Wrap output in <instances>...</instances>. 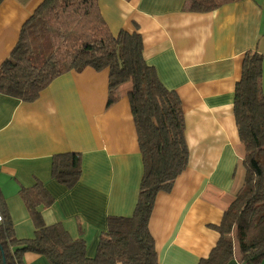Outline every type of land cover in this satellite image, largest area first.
<instances>
[{"label":"crops","instance_id":"obj_1","mask_svg":"<svg viewBox=\"0 0 264 264\" xmlns=\"http://www.w3.org/2000/svg\"><path fill=\"white\" fill-rule=\"evenodd\" d=\"M43 0L0 3V67L26 20ZM116 36L139 33L142 56L160 82L180 99L186 169L168 193L159 192L148 222L158 264H197L218 240L217 226L241 188L244 147L233 114L234 87L244 54L262 58L264 0H242L207 13L183 10L185 0H97ZM108 71L85 68L54 79L32 103L0 94V191L17 239L34 227L21 188L39 180L53 198L41 209L45 225L60 223L95 255L108 216H131L142 177L136 129L120 85L107 102ZM81 154V177L67 189L51 177L52 156ZM25 264H49L26 253ZM227 264H239L233 258ZM260 264H264V260Z\"/></svg>","mask_w":264,"mask_h":264},{"label":"trees","instance_id":"obj_2","mask_svg":"<svg viewBox=\"0 0 264 264\" xmlns=\"http://www.w3.org/2000/svg\"><path fill=\"white\" fill-rule=\"evenodd\" d=\"M238 1L242 0H185L183 10L207 13ZM142 50L139 33L111 34L97 0H43L21 27L15 46L0 67V94L32 103L65 73L85 68L107 70V107L116 102L117 88L129 83L126 96L142 177L131 216L107 217L93 257H87L83 238L71 237L60 223L44 224L41 209L54 201L39 180L19 190L34 227L30 239L16 238L0 191V264H25L26 253L40 255L49 264H158L148 222L156 195L170 192L186 169L188 148L180 99L145 63ZM262 58L257 51L244 54L234 87L233 114L244 147V180L220 223L213 226L218 233L216 244L197 264H227L233 258L239 264L264 260ZM81 171L80 153L52 156L51 177L59 185L72 189Z\"/></svg>","mask_w":264,"mask_h":264},{"label":"rangeland","instance_id":"obj_3","mask_svg":"<svg viewBox=\"0 0 264 264\" xmlns=\"http://www.w3.org/2000/svg\"><path fill=\"white\" fill-rule=\"evenodd\" d=\"M125 86H128V88H129V83H126V84H124Z\"/></svg>","mask_w":264,"mask_h":264}]
</instances>
